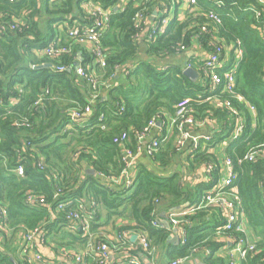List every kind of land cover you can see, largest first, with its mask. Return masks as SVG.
<instances>
[{
  "label": "trees",
  "instance_id": "obj_1",
  "mask_svg": "<svg viewBox=\"0 0 264 264\" xmlns=\"http://www.w3.org/2000/svg\"><path fill=\"white\" fill-rule=\"evenodd\" d=\"M86 1L112 10L108 29L101 38L104 68L94 62L89 50L66 34L76 24L88 22L82 8ZM222 1V7H217L208 0H198L194 13L187 12L183 21L171 19L164 33L149 41L139 40L145 19L154 20L153 12L164 3L170 6L169 0H130L124 8L120 0H0V25L8 26L13 19L19 22L17 29L0 36V203L7 210L3 224L10 237L44 225L47 236L55 243L58 232L67 226L66 214L77 210L72 204L56 213V206L61 201L78 200L96 205L91 221L93 232L121 220L126 223L116 227L118 236L143 233L151 250L167 244L171 231L162 225L164 215L160 210L168 212L198 204L209 186L197 184L190 188L180 173H162L183 155L175 145L176 132L161 143L149 165L138 161L136 182L130 189L123 184L124 151L128 148L136 152L137 135L153 118L167 112L173 116L176 107L189 99L188 107L198 119L217 118L223 124L206 143V150L198 148L188 154L185 168L192 171L200 165L216 164L214 149L222 143L227 146L224 155L232 163L233 186L255 245V253L241 264H264V34L252 28L253 13L245 10L252 0ZM210 13L217 14L221 23L209 19ZM139 15L142 22H138ZM160 19L157 17L155 22ZM59 26L64 27L62 45L70 53L59 59L41 57L38 51L55 39ZM202 28L208 32L201 34ZM196 38L208 51L213 49L212 44L231 47L241 43L243 55L234 73L235 96L221 91L211 93L207 85L192 83L179 65L159 66L162 60L181 54V47H192ZM43 65H62L66 70L40 68ZM77 66L101 84L102 94L95 101L87 81L77 76ZM209 97L215 101H206ZM13 98L19 99L18 103L12 105ZM226 101L244 119L242 134L234 142L229 141L233 127L227 119ZM88 107L90 116L73 120V111L82 112ZM123 133L126 141L122 145L114 143ZM19 165L24 167V178L14 173ZM111 179L119 180V184H112ZM29 195L38 201L28 205ZM209 209L221 210L210 207L187 218L184 244L170 254L173 262L188 259L206 247L210 249V263L223 264L215 258L221 247L219 238L240 235L201 222ZM103 212L106 220L99 225ZM4 232L0 229L1 234ZM80 235L81 230L66 231L57 240L87 248L88 239ZM3 237L0 264H14L11 257L16 259L15 252L9 239ZM122 243L126 249L136 247L129 239ZM24 261L15 260L17 264H31L26 258ZM94 264L101 261L94 258Z\"/></svg>",
  "mask_w": 264,
  "mask_h": 264
},
{
  "label": "built area",
  "instance_id": "obj_2",
  "mask_svg": "<svg viewBox=\"0 0 264 264\" xmlns=\"http://www.w3.org/2000/svg\"><path fill=\"white\" fill-rule=\"evenodd\" d=\"M13 3L16 0H8ZM126 0H120L123 2ZM130 0H128L129 2ZM170 6L166 3L161 5V9L159 11V17L162 19L155 22V24L151 27L150 33L148 36L149 41L155 40L158 36L164 33L166 27L168 26L170 19L166 18V15H169L173 7H182L185 11L189 13H194L196 11V6L198 4V0H169ZM213 3L217 7H222L224 4L222 0H208ZM253 2L248 4L246 7V11H252L254 16V23L252 28L254 30L259 31L264 34V0H252ZM127 3V2H126ZM83 13L85 15V19L88 20L84 25L76 24L74 27L66 30V34L68 38L73 40L75 44H78L82 47H86L93 56L94 62L99 64L102 68L105 67V60L102 55L101 46V38L106 33L108 29V21L109 16L112 14V10L103 8L102 5L94 3L92 1H86L83 3ZM139 18L138 22H142V18ZM208 18L213 20L216 24L221 23V19L217 14L210 13ZM140 24V23H139ZM19 26V22L15 19L12 20L11 24L0 25V36L4 34L7 30H15ZM208 30L206 28H202L201 34H206ZM62 37L61 35H56L55 39L47 45L45 48L38 51L41 57H48L50 59H59L62 56L68 55L70 53L69 49H66L62 45ZM198 38L194 39L195 41ZM215 41V39H214ZM213 46L211 51L207 52L206 57L202 60V63L199 61H191L188 60L186 62L184 69H194L199 73L200 77L207 78L209 81L210 92L215 93L221 91L231 96H235V86H236V78L235 71L237 69L238 63L240 62L243 50L241 48V43L237 42L236 45L228 47L225 45H210ZM188 49L184 47L180 48V52L184 53ZM227 50L231 51L234 56L233 62L231 64V69L229 71H225L223 73H219V69L221 68L222 62L221 59ZM56 72H64L66 69L64 66H49ZM76 74L80 78H84L90 89L94 91V95L92 100L95 101L98 99L102 93L99 91L101 88V84L94 77V75H86V71L83 67L77 66ZM22 93V90H18ZM240 102L245 101L241 97H236ZM13 100L18 103L17 98H13ZM206 101H215L213 97H209ZM0 100V105H1ZM190 104V100L186 99L181 104L176 107L175 114L170 118V121L166 126L159 125L160 117H155L149 123V126L144 129V131L137 135V143L138 149L136 152L131 151L127 148L124 151V163L125 170L123 171V184L126 189H130L134 187L136 182V174H137V165L139 158L143 155L148 157L149 159L155 158L159 152L161 143L167 140L169 135H173L176 132L175 145L179 149H182L187 143L191 136V132L196 129H200L203 127H207L214 123V120L210 118H204L203 120L198 119L193 111L188 107ZM248 108L252 113H254V108L247 104ZM224 107L228 110V117L232 128L230 132L229 141H236L242 134L244 128V119L241 112L234 108L231 102L226 101ZM122 109L119 110L121 112ZM91 109L90 107L86 108L82 112L73 111L71 116L74 121L81 120L84 116H90ZM102 118L100 119V121ZM158 131V134L154 136V138L149 139L153 131ZM212 138V135L204 138V143H200V141H195L191 146L192 152L197 150L198 148L201 150H206L207 142H209ZM127 139L125 133L117 136L114 139V143L122 145ZM212 152L211 150H209ZM262 153V152H260ZM259 153V154H260ZM254 157H249V160H253ZM39 168L43 169V166H39ZM15 175L19 178L25 177V171L23 165H19L15 171ZM235 180V175L233 174L232 163L229 159L220 158L217 159L216 164H207L203 166V175L199 181L200 184H205L209 186V189L206 190L201 198L200 203L195 205L186 204L179 209H174L168 211L163 217L161 223L163 221H167L171 227V232L176 229H180V236L183 239V243L185 240V225L188 224V217L194 215L197 211L203 210L210 207H218L225 214V223L222 226L223 231H229L232 233L239 234V237L236 236H228L225 237V240L231 245V248L228 252V260L226 264H237L239 261H242L248 257L249 254L255 253V245L251 242L248 230L245 225V213L241 205V201L238 196L237 188L233 186V182ZM112 184H119V180L111 179ZM111 184V185H112ZM110 186V185H109ZM111 187V186H110ZM60 196V191H57L55 194V198L58 199ZM37 198L29 195L26 203L28 205H33L37 202ZM43 203V201H39ZM76 205L75 212H68L65 216V220L67 221L68 228L76 232L77 230H81L84 235H90V223L93 220V216L95 215V210L93 208L96 205L91 202L89 204L82 203L78 200H70V201H61L55 208L56 213H62L63 210L68 208L70 205ZM7 218V210L1 206L0 203V229L2 231H7V228L4 226L3 221ZM42 227H38L30 232H22L21 241H20V253L23 258L27 259L31 264H45L43 255L39 253L37 250V239L39 241V245L43 244L46 241L47 233ZM137 241L140 243L142 250L147 253V255H153L154 249L151 250L150 243L148 242L147 236L143 233H137ZM133 235L130 233H125L123 237L118 236L117 244L113 245L106 241H99L95 244H90L87 252L77 254L74 256L73 264H85V260L87 255H92L101 261V264H105L108 259L109 252L112 249H119V245L124 247L122 241L127 239L130 240ZM181 242V241H180ZM180 261L173 262L172 264H180Z\"/></svg>",
  "mask_w": 264,
  "mask_h": 264
},
{
  "label": "crops",
  "instance_id": "obj_3",
  "mask_svg": "<svg viewBox=\"0 0 264 264\" xmlns=\"http://www.w3.org/2000/svg\"><path fill=\"white\" fill-rule=\"evenodd\" d=\"M128 0L120 2V7L124 8L127 3ZM116 9H119V7H116ZM115 9V10H116ZM159 11L160 10H155L153 12V17L154 20H151L149 18L145 19V24H144V31L142 32V35L140 36L139 40H143V39H147L148 40V36L150 33V29L151 27L155 24V19L160 16L159 15ZM183 13L179 14V7H176L175 9V14L172 17V19H177L178 21H183L186 17V14L188 11H185L183 8ZM171 21V19H170ZM64 27L63 26H59L57 28L58 31V35H61L63 32ZM227 46V45H225ZM86 49V47H85ZM208 50L203 47V45L201 43H199L198 41L193 40V46L190 47L186 52L175 55V56H171L168 57L164 60H162L159 63V66L162 68H166L168 66L171 65H179L182 69L185 68L186 62L188 60L191 61H199L202 63V60L206 57ZM234 56L231 53V51L227 50V52H225V54L223 55L221 62V68L219 69V71H225L227 69H229L231 67V64L233 62ZM198 82H200L203 85H207L210 89L209 86V81L206 78H201L200 80H198ZM104 99L106 100L107 97L105 96ZM12 105L16 104V100L13 102H11ZM219 107V106H218ZM227 115V114H226ZM172 117V115L170 113H164L163 116L160 117V121H159V125L160 126H166L168 124V122L170 121V118ZM225 119V118H224ZM227 119H229V117H227ZM230 122V121H228ZM223 124V121L220 120H214V123L212 125H209L207 127H203L200 129H196L193 130L191 132V136L188 140V143L180 150L181 153H183V155L181 157H177V160L175 161V164L170 167L169 169L162 171V173H165L167 175L172 174L173 172H177L182 174V178L184 180L185 184H189L190 188H194L195 185L200 184L199 181L203 175V165L199 166V169L196 170H188L186 167V158L188 157V154L192 153L191 150V146L193 145V143L195 141H200V143H204V138L207 136H211L214 133L220 131L221 125ZM158 134V131H153V133L151 134V136L149 137V139L154 138V136H156ZM226 145L224 143L220 144L216 149H214V154L216 156V159H222L225 157L224 155V151L226 149ZM139 162L140 164H144V165H149L150 163V159L148 157H146L145 155L141 156L139 158ZM111 186V184H110ZM162 209V208H161ZM179 209V208H178ZM174 210V209H172ZM171 211V210H169ZM206 211V217L201 220L204 221L203 223H207V225L209 227L211 226H223L225 223V214L223 211L219 210V209H209V210H205ZM161 215H165L167 212L160 210ZM102 218L100 219V221L98 222L99 225H104L105 223V216H104V212L102 213ZM122 223H126L125 221H117L115 223V225L110 224L107 226H101L99 227V229L96 232H93L91 230V226L93 224L90 223L89 227H90V235H84L82 233V238L88 239L89 243L87 245V248H83V246L80 245H70L68 244L67 241H62L59 242V240H57L59 237L61 238L62 233L63 232H73L71 231L68 226H66L65 228H63L62 230H60L58 232L56 242L53 243L52 241L54 240V238H51L50 236L46 237V241H44L43 244H38L39 241L37 239V246H38V250L40 253H42L45 264H73L74 261V256L77 254H81V253H85L87 252L88 248L90 247L89 245L91 244H95L99 241H106L110 244H117V239H118V232L116 227L121 226ZM96 224V225H98ZM245 225H246V229L248 230V233L250 235V231H249V227H248V223L247 220L245 219ZM179 233H174L173 231L170 233L169 237H173L174 239H176L177 237L180 239V243L178 244V242H175V244H170L167 243L163 246H158L157 248H154V253L152 256L147 255V253H145L141 246L140 243L138 241L135 242H131L132 244H134L136 247L134 248H124L123 246L119 245V249H112L109 252L108 255V259L107 262L105 264H172L173 260L170 257L171 252H173L175 250V248H180V245L184 244L183 243V239H181L180 234V229L178 228ZM2 231V230H1ZM6 238H8L10 242V244L12 245V248L15 252V257L14 260H20L21 262H25L23 259V256L20 253V239L22 236V232H17V235L14 236V238L10 237V231L7 229V231H5L4 233H2ZM2 234L0 233V245L3 242L4 237L2 236ZM131 235H136V233L131 234ZM101 238V239H99ZM53 239V240H52ZM51 240V241H50ZM219 243H221V247L216 251L215 253V258L216 259H220L223 261V264L227 263L228 260V252L229 249L231 248V245L225 240L224 237H220L219 238ZM223 245V246H222ZM137 249V250H136ZM137 254L134 253V251H138ZM48 252V253H47ZM210 253V249L206 248V247H202L201 249L197 250L190 258L185 259V260H179L181 263L180 264H211L208 256ZM124 255V256H123ZM135 255V256H134ZM94 258L96 259V257H93L92 255H87L86 260H85V264H94ZM140 259V260H139ZM57 261V262H56ZM237 264H241V261H239Z\"/></svg>",
  "mask_w": 264,
  "mask_h": 264
},
{
  "label": "water",
  "instance_id": "obj_4",
  "mask_svg": "<svg viewBox=\"0 0 264 264\" xmlns=\"http://www.w3.org/2000/svg\"><path fill=\"white\" fill-rule=\"evenodd\" d=\"M118 9H116L117 11ZM50 65H43L40 68L43 67H49ZM32 68H39V67H34L32 66ZM183 74L185 77H187L192 83H197L199 80V73L197 71H195L194 69H183ZM162 225L164 226V228H166L167 230H171V227L169 225V223L167 221H163ZM174 233H179V230H173ZM137 241V235H133L131 238V242H135ZM175 242H178V244L180 243V239L177 237L176 239H174L173 237H169L168 239V243L170 244H175ZM11 260L14 264H17V262H15L14 258L11 257Z\"/></svg>",
  "mask_w": 264,
  "mask_h": 264
},
{
  "label": "rangeland",
  "instance_id": "obj_5",
  "mask_svg": "<svg viewBox=\"0 0 264 264\" xmlns=\"http://www.w3.org/2000/svg\"><path fill=\"white\" fill-rule=\"evenodd\" d=\"M175 9H176V7H173L172 8V10H171V12H170V14L169 15H166V18H168V19H172V17L174 16V14H175ZM184 11H183V8L182 7H179V14H181V13H183ZM181 176H182V174H181Z\"/></svg>",
  "mask_w": 264,
  "mask_h": 264
},
{
  "label": "bare ground",
  "instance_id": "obj_6",
  "mask_svg": "<svg viewBox=\"0 0 264 264\" xmlns=\"http://www.w3.org/2000/svg\"><path fill=\"white\" fill-rule=\"evenodd\" d=\"M3 236V235H2ZM81 236V235H80ZM51 241V240H50ZM82 241V240H81ZM157 248V247H156ZM48 253V252H47ZM124 256V255H123ZM135 256V255H134ZM140 260V259H139ZM57 262V261H56ZM59 264V263H58Z\"/></svg>",
  "mask_w": 264,
  "mask_h": 264
}]
</instances>
